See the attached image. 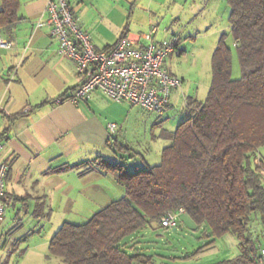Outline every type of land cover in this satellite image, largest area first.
<instances>
[{"label":"trees","instance_id":"trees-1","mask_svg":"<svg viewBox=\"0 0 264 264\" xmlns=\"http://www.w3.org/2000/svg\"><path fill=\"white\" fill-rule=\"evenodd\" d=\"M1 1L3 28L19 19V0ZM227 1L240 78H232L233 50L223 33L207 98L188 99L176 129L162 131L169 144L158 164L130 170L99 155L62 168L113 175L125 196L85 223L64 222L51 238L50 255L64 264H164L123 241L150 227L165 228L161 218L168 213H176L177 221L186 213L205 226L207 237L229 234L238 242L237 256L212 264L258 263L252 230L256 222L264 224V156L258 152L264 145V0ZM6 137L0 134V141Z\"/></svg>","mask_w":264,"mask_h":264},{"label":"crops","instance_id":"crops-1","mask_svg":"<svg viewBox=\"0 0 264 264\" xmlns=\"http://www.w3.org/2000/svg\"><path fill=\"white\" fill-rule=\"evenodd\" d=\"M190 1L192 3V0H69L75 17L98 50L112 47L122 37L138 40L154 27L153 37L157 42L176 36L182 52L170 57L166 64L177 77L168 63L172 64L185 51L180 37L184 11L194 17L201 11L197 8L190 11ZM198 1L193 0V4L205 6L215 2L216 11L221 10L222 20L228 23L220 29L229 27L231 30L227 0ZM47 3L48 0H19V19L0 28V36L13 43L10 48L0 46V134L7 136L1 159L9 165L4 204L14 210L27 206L45 211L55 206L54 194L72 190L69 207H86L95 195L103 197L101 203L107 206L113 198L99 183L109 178L108 175L96 170L81 175L75 169H61L99 155L106 158L103 152L115 155L139 150V144L143 143L140 129H154L159 124L156 121L159 115L126 102L113 101L101 91L79 103L61 102L80 86L83 77L75 63L58 52V42L45 23ZM40 21L43 25L37 26ZM183 87L187 88L181 85L172 91L171 105L165 113L173 107ZM191 95L188 99L199 100L197 93ZM153 115L155 120H152ZM111 123L116 124L115 131L109 129ZM151 140L152 136L144 142ZM117 188L112 187L123 197L124 191ZM38 218L41 217L38 215ZM4 220L5 217L0 225V242L5 231ZM254 230L259 232L261 227H253L255 234ZM257 248L259 254L264 246Z\"/></svg>","mask_w":264,"mask_h":264},{"label":"rangeland","instance_id":"rangeland-1","mask_svg":"<svg viewBox=\"0 0 264 264\" xmlns=\"http://www.w3.org/2000/svg\"><path fill=\"white\" fill-rule=\"evenodd\" d=\"M195 1L199 3L198 0ZM213 3L201 6L193 4L192 0V3L188 4V9L191 8L190 11L195 8L201 9L198 17H194V14L189 16L188 12L184 11L183 21L180 23L183 32L180 29V37L185 51L180 57L175 58L172 64L170 61L168 64L182 80V86L186 85L187 88L183 87L179 90L178 100L176 98L173 101V107L167 113L157 118L152 116V120L156 118L159 123L154 129H140V138L150 139L152 136V140L146 143L144 139H141L140 142L143 141V143L139 144V150L135 149L133 152H117L118 155L103 152L107 159L112 162H124L130 170L136 165L142 168L148 164L153 166L160 162L161 150L169 144L168 140L160 136L162 131L164 129L174 131L184 119L187 114V100L189 96H192L191 94L197 93L199 100L203 102L207 98L212 81V56L223 33L227 34L226 42L233 50L232 78H240L241 67L231 30L229 27L220 29L228 23L222 20L221 10L216 11ZM212 12H216V15ZM212 18L215 20H211ZM183 93L186 94L187 100L183 98ZM135 109L139 110L138 107ZM258 152L264 156V145ZM108 176L109 178H104L106 180L99 184L107 188L106 193L113 198L111 200L122 198V195H117L119 193L117 190L112 189L114 185L120 189L119 191H124L123 196H125L124 188L116 184L113 175ZM69 193H72V190L54 194L52 200L55 206L45 211L41 208L32 210L33 208L30 207V209L27 206L14 210L12 206H5V231L0 242V264H64L59 257L50 255L49 244L53 235L64 222L85 223L95 212L105 207L104 203H101L104 198H97L96 195L93 198L94 201L88 200L86 207H69ZM178 221L177 228L150 227L134 233L123 242L135 243V247L164 264H212L234 258L240 253L238 242L232 235L228 234L215 239L207 237L205 226H199L186 213L181 214ZM256 227H261V230L259 232L254 230L255 244L258 247L264 246V224L260 221L256 222L254 228Z\"/></svg>","mask_w":264,"mask_h":264},{"label":"built area","instance_id":"built-area-1","mask_svg":"<svg viewBox=\"0 0 264 264\" xmlns=\"http://www.w3.org/2000/svg\"><path fill=\"white\" fill-rule=\"evenodd\" d=\"M46 10L45 23L58 42V52L71 59L83 77L69 100L79 103L101 91L113 101L126 102L157 115L165 113L172 91L182 85V80L172 74L166 64L170 57L182 52L176 36L157 42L153 37L154 27L138 40L122 37L112 47L98 50L75 17L69 0H48ZM40 25L43 22L37 24ZM0 46L10 48L13 43L0 36ZM109 129L115 131L116 124L111 123ZM4 148V142L0 141V225L5 215L3 198L9 171L8 163L1 159ZM183 212L184 209H180V213ZM161 224L165 228H175L177 214L164 215ZM263 259L264 249L257 264H264Z\"/></svg>","mask_w":264,"mask_h":264}]
</instances>
